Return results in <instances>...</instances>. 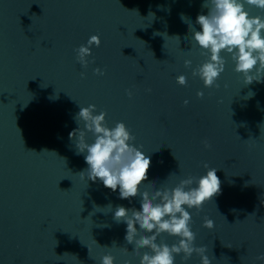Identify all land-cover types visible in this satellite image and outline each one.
<instances>
[{"label":"water","instance_id":"95a60500","mask_svg":"<svg viewBox=\"0 0 264 264\" xmlns=\"http://www.w3.org/2000/svg\"><path fill=\"white\" fill-rule=\"evenodd\" d=\"M203 3L0 0V264H101L109 253L115 264H140L149 251L136 255L125 240L126 224L113 219L117 205L139 210L140 197L121 200L118 189L78 175L87 164L69 133L78 127L79 106L90 104L95 114L107 113L109 127L125 123L150 157L141 191L198 179L205 163L216 168L220 192L199 212L189 210L194 243L207 246L212 264H261L264 81L246 85L226 52L218 88L193 77L207 60L194 40L196 17L208 12ZM245 10L264 18L255 6ZM92 35L101 44L84 68L74 49ZM96 68L105 74L96 75ZM179 75L187 76L186 86L176 82ZM86 139L92 143V133ZM205 218L213 229L203 227ZM161 241L171 246L178 238L164 233ZM181 257L175 264H201L195 253L186 262Z\"/></svg>","mask_w":264,"mask_h":264},{"label":"clouds","instance_id":"9594fccd","mask_svg":"<svg viewBox=\"0 0 264 264\" xmlns=\"http://www.w3.org/2000/svg\"><path fill=\"white\" fill-rule=\"evenodd\" d=\"M245 4L264 10V0H204L202 4L208 12L196 17L195 23L200 30L194 32V40L201 50L200 54L206 56L207 60L193 69L192 75L198 76L206 88L219 87L216 82L226 64L222 52L230 54L235 62V71L243 74L246 85L264 81V18L250 15L245 10ZM181 20L189 26V22L192 24L183 14ZM175 38L180 39L178 36ZM100 44V37L92 35L86 45L74 49L76 61L87 68L92 47H99ZM184 64L190 68L192 61L185 60ZM253 70L255 75L251 74ZM94 73L100 76L105 74L100 68L94 69ZM84 75L81 72V77ZM176 82L186 86L188 78L179 75ZM147 91L151 92V89ZM127 95L131 98L132 91L127 90ZM252 95L248 93L249 97ZM203 96V91L197 92V97L202 99ZM188 104L189 101L185 100L184 105ZM79 108L74 117L78 127L69 133V139L75 141L76 154L84 155L87 164V168L78 175L83 180L87 173V180L95 182L99 179L104 187L113 192L118 189L121 200L131 203L132 198L140 197L139 210L117 205L113 215L115 222L126 224L125 240L128 244H134L133 252L136 255H140L141 249H149L141 256L140 264H175V257L181 254L182 261L186 262L194 253L200 257L201 264H212V259L206 254L207 246H196L194 243L196 234L191 230L193 220L189 210L195 208L199 212L207 201L220 192L217 169L205 163L206 174L198 179L188 176L174 187H154L152 191H141L145 185L143 182L148 180L151 163L150 157L142 151L143 146L138 148L134 145L135 136L125 123L117 122L114 127H109L107 113L100 111L95 114V104ZM81 121L83 127L80 126ZM89 132L94 137L92 143L86 139ZM203 143L205 148H211L207 140ZM107 208L112 209V205L109 204ZM214 226L213 220L205 218L203 227L211 230ZM164 233L177 237V243L169 246L158 242ZM124 250L128 252L127 248ZM256 259L264 264V254ZM101 264H115V257L110 253L105 254L101 257ZM124 264H131V261L125 260Z\"/></svg>","mask_w":264,"mask_h":264}]
</instances>
